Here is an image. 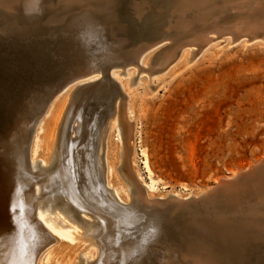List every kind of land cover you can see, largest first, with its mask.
Returning <instances> with one entry per match:
<instances>
[{
    "label": "bare ground",
    "instance_id": "1",
    "mask_svg": "<svg viewBox=\"0 0 264 264\" xmlns=\"http://www.w3.org/2000/svg\"><path fill=\"white\" fill-rule=\"evenodd\" d=\"M112 1L0 0L6 12L0 19V41L10 40L19 31L15 24L24 18L33 21L47 14L50 21L62 17L65 32L72 30L85 47L78 51L85 68L65 86L58 88L61 73L51 70L43 84L28 91L15 118L24 130L32 124L21 116L39 110L28 152L27 136L13 132L10 123L2 126L0 155L6 159L13 150L19 161L16 184L10 197L2 196L0 209L9 214L19 206V194L30 184L37 208L33 221L10 213L16 234L3 236L0 264H26L20 256L29 260L42 244L35 264H76V256L62 247L40 256L57 236L75 239L71 231L48 222L41 207H58L88 226V237L99 250H87L81 264H264V158L251 163L244 170H250L247 175L236 170L213 186H171L153 169L138 126L147 96L173 74L166 68L181 58L185 66L196 61L200 52L190 46L212 43L209 33L233 35L224 39L228 44L241 40L264 45V0H174L178 17L167 18L166 32L134 49L116 21ZM169 38L172 44L163 47L160 43ZM119 67H128L125 78L114 70ZM141 71L155 77L136 79ZM83 83L88 84L81 87ZM75 110L79 112L71 118ZM138 148L148 179L137 164ZM118 163L131 184V199L122 193V181L111 184ZM77 208L89 211L92 219L77 218ZM47 234L54 240L47 241Z\"/></svg>",
    "mask_w": 264,
    "mask_h": 264
},
{
    "label": "rangeland",
    "instance_id": "2",
    "mask_svg": "<svg viewBox=\"0 0 264 264\" xmlns=\"http://www.w3.org/2000/svg\"><path fill=\"white\" fill-rule=\"evenodd\" d=\"M112 2L116 21L132 49L165 33L163 26L167 24V18L175 20L178 17L174 0ZM136 4L142 10H136ZM174 33L178 32L171 35ZM208 35L215 40L204 48L190 46L200 52L196 61L185 66L184 58H181L170 64L169 70L166 68L165 72L173 74L168 77V73L167 81L147 96L138 125L141 144L145 146L156 174L168 185L186 189L213 186L216 179L229 176L236 170L244 171L251 163L264 158V45L251 42L244 45L241 40L228 44L224 39L233 38V35L219 37L217 32ZM172 42L169 38L160 44L165 47ZM127 68L114 70L120 71V77L125 78ZM140 76L153 79L155 74L141 71L136 79ZM140 88L144 89L143 86ZM78 112L75 110L71 118ZM138 149L137 164L144 178L148 179L142 152ZM124 176L123 164L118 163L111 184L117 186L118 179L122 181L124 190L121 191L131 199V184ZM40 209L45 219L58 230H69L75 235L74 241L70 242L57 236L41 252V257L49 248L62 247L63 252L76 256V264H81L82 259L85 262L83 256L87 250H99L95 240L88 237V226L58 207ZM84 215L92 219L90 215ZM258 256L253 255L254 258Z\"/></svg>",
    "mask_w": 264,
    "mask_h": 264
},
{
    "label": "water",
    "instance_id": "3",
    "mask_svg": "<svg viewBox=\"0 0 264 264\" xmlns=\"http://www.w3.org/2000/svg\"><path fill=\"white\" fill-rule=\"evenodd\" d=\"M5 16L6 12L0 8V19L5 18ZM8 17L7 19H9ZM23 20L25 21H21V24H15L19 31L15 35H10V40L7 42L0 41V133L3 131L2 126H6V122L10 123L12 130L14 128V130L23 132V135L27 136L24 142V150L28 152L29 137L32 126L38 118L39 110H37L38 112L32 110L35 113L26 112L21 116H26L28 123L32 124L24 130L22 124H18L19 121L15 119L22 112L23 102L25 98L27 99L28 91L36 87V84H43L45 74L47 75V72L51 70L56 72V76L57 73H61V76L56 79L58 88L65 86L67 82L74 79L79 70L85 68L81 54L78 52L79 50L80 52L83 51L85 47L72 30H69L68 33L65 32V22L62 17L60 20L58 17L50 21L45 14L37 20L29 21L25 18ZM87 84L83 83L81 87ZM12 151H10L9 156L8 154L4 155L6 159L0 155V206L2 196L8 194L10 197L16 184L19 157ZM25 163H27L26 157ZM257 166L259 167V164ZM248 172L250 170L244 171L242 174L247 175ZM32 186L30 184L29 187L20 192L19 199H17L18 202H21L18 203L20 205L10 209V213L15 212V214L22 215L30 221L35 219L37 208L36 200L33 201L31 196L33 193ZM120 203L122 204L121 201ZM141 209L144 210L145 208ZM7 211L3 208L2 212L0 209V243L3 241V236L14 237L16 234V223L13 222V217L10 218V213L8 214ZM84 213L89 214V211L77 208L75 216L89 220ZM173 228L172 225L169 230ZM13 230L14 232H12ZM46 238H48L47 241L54 240L52 235L47 234ZM44 245L46 244L36 246V250L29 260L24 256H20L19 259L26 264H35V260Z\"/></svg>",
    "mask_w": 264,
    "mask_h": 264
}]
</instances>
